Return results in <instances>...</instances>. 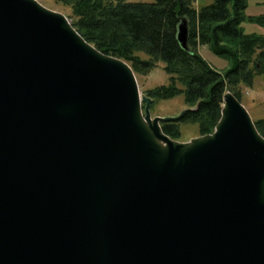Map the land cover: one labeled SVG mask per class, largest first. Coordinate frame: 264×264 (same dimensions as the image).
I'll return each instance as SVG.
<instances>
[{
    "label": "water",
    "instance_id": "95a60500",
    "mask_svg": "<svg viewBox=\"0 0 264 264\" xmlns=\"http://www.w3.org/2000/svg\"><path fill=\"white\" fill-rule=\"evenodd\" d=\"M182 19L178 41L189 48ZM123 60L0 0V264H264V137L228 92L172 140Z\"/></svg>",
    "mask_w": 264,
    "mask_h": 264
},
{
    "label": "trees",
    "instance_id": "16d2710c",
    "mask_svg": "<svg viewBox=\"0 0 264 264\" xmlns=\"http://www.w3.org/2000/svg\"><path fill=\"white\" fill-rule=\"evenodd\" d=\"M71 2L77 32L105 55L128 62L134 71L147 74L164 64L170 86L147 91L155 102L184 96L194 107L178 121L162 129L172 139L180 134L181 124L197 123L202 133L213 132L221 119L224 96L230 88L240 98L242 86L253 87L264 77V34H247L244 23L264 28V15L247 16V0H60ZM182 19L189 24V48L178 41ZM206 45L216 56L229 63L224 73L213 69L198 54ZM138 54H144L141 59ZM139 68V69H138ZM181 84V88L177 86ZM256 127L264 136V119Z\"/></svg>",
    "mask_w": 264,
    "mask_h": 264
},
{
    "label": "rangeland",
    "instance_id": "374dc122",
    "mask_svg": "<svg viewBox=\"0 0 264 264\" xmlns=\"http://www.w3.org/2000/svg\"><path fill=\"white\" fill-rule=\"evenodd\" d=\"M38 1L43 6H45L50 10L64 14L71 22V24L72 25L74 24L75 18H74V12L70 7L71 2L68 3V5H70L68 6L65 5L64 2L60 0H38ZM143 1H152V0H143ZM205 3H209V0H203L201 2H197L196 7L199 8V6H202ZM263 13H264V0H247L246 15L248 17L261 16ZM243 27L247 34H253V33L262 34L264 32L263 29L260 28L259 26L250 23H244ZM197 52L216 71L224 73L227 69H229V63L225 61V59L220 58L215 54H213L208 48V46L199 45L197 47ZM138 55L141 57V59H146V56L144 54H138ZM126 63L132 68V66L128 62ZM132 70L134 71L133 68ZM134 73L136 75L140 92L146 97H148L146 95L147 91L161 88L162 86H170L172 84L171 83L172 76H169L166 73V71L164 70L163 63H159L158 67L149 74H147L146 71H141V70H136V72L134 71ZM177 86L179 88L182 87L181 84L179 83H177ZM228 92H231L232 94L235 93L230 88H228L226 93ZM237 99L249 111L254 123H256L261 119H264V77L258 76L254 80L253 87L251 88H246L245 86H242L240 98ZM193 109L194 107L185 104L184 96H178L177 98L174 99L160 100L155 102V104L152 105L151 107V114H152V118H156V117L176 118L181 116L182 114H185L186 111ZM215 128L213 132L204 134L201 132L200 126L197 123L181 124L179 127L180 134L177 136V139H172L171 137L170 138L179 143H189L194 139L213 134Z\"/></svg>",
    "mask_w": 264,
    "mask_h": 264
},
{
    "label": "crops",
    "instance_id": "0c3cea01",
    "mask_svg": "<svg viewBox=\"0 0 264 264\" xmlns=\"http://www.w3.org/2000/svg\"><path fill=\"white\" fill-rule=\"evenodd\" d=\"M262 15H264V13L262 14ZM261 28V27H260ZM263 29V31H264V28H262ZM263 34H264V32H263Z\"/></svg>",
    "mask_w": 264,
    "mask_h": 264
}]
</instances>
